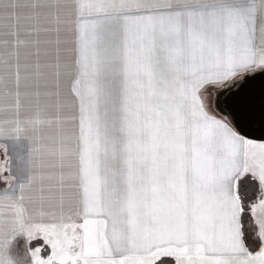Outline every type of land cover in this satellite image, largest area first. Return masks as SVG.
<instances>
[{
    "label": "snow or ice",
    "instance_id": "6c2138e0",
    "mask_svg": "<svg viewBox=\"0 0 264 264\" xmlns=\"http://www.w3.org/2000/svg\"><path fill=\"white\" fill-rule=\"evenodd\" d=\"M0 264H264V0H0Z\"/></svg>",
    "mask_w": 264,
    "mask_h": 264
}]
</instances>
